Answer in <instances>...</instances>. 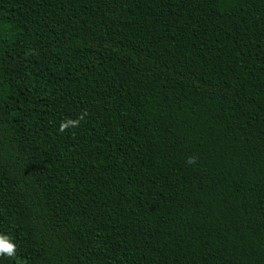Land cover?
<instances>
[{
  "label": "trees",
  "instance_id": "1",
  "mask_svg": "<svg viewBox=\"0 0 264 264\" xmlns=\"http://www.w3.org/2000/svg\"><path fill=\"white\" fill-rule=\"evenodd\" d=\"M0 235V264H264V0H0Z\"/></svg>",
  "mask_w": 264,
  "mask_h": 264
},
{
  "label": "clouds",
  "instance_id": "2",
  "mask_svg": "<svg viewBox=\"0 0 264 264\" xmlns=\"http://www.w3.org/2000/svg\"><path fill=\"white\" fill-rule=\"evenodd\" d=\"M87 114L88 113L85 111V112H82L79 115V117L76 119L69 118L67 120L61 121L59 131L64 132V131L68 130L69 128L78 127L80 125V122L82 120H84V118L87 116ZM186 162L188 164H195L197 162V158L190 156V157H188ZM16 251H17L16 244L12 243L8 237L0 235V257L15 256Z\"/></svg>",
  "mask_w": 264,
  "mask_h": 264
}]
</instances>
